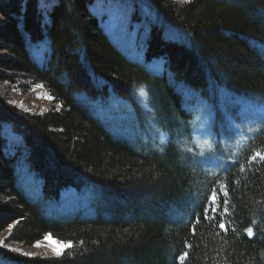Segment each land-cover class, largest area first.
I'll return each mask as SVG.
<instances>
[{"label": "trees", "instance_id": "obj_1", "mask_svg": "<svg viewBox=\"0 0 264 264\" xmlns=\"http://www.w3.org/2000/svg\"><path fill=\"white\" fill-rule=\"evenodd\" d=\"M95 1L0 0V232L12 224L11 242L68 244L56 257L0 251V264H264V126L207 172L183 97L216 110L220 92L264 104V0H122L164 20L147 42V62L163 60L157 74L113 43ZM18 79L59 109L7 104L1 86ZM127 109L166 144L123 131ZM70 189L85 207H64Z\"/></svg>", "mask_w": 264, "mask_h": 264}, {"label": "rangeland", "instance_id": "obj_2", "mask_svg": "<svg viewBox=\"0 0 264 264\" xmlns=\"http://www.w3.org/2000/svg\"><path fill=\"white\" fill-rule=\"evenodd\" d=\"M91 11L100 20L104 32L130 60L145 65L154 74L161 72L163 60L154 59L147 62L146 51L149 32L153 27H162L164 20L156 15L145 2L125 3L122 0H96L91 6ZM134 14L135 18H132ZM165 29H167L166 26H164ZM4 55L5 53L0 51V57ZM1 87L6 103L23 112L41 115L50 110L59 109V105L53 99L38 98L47 97L49 94L42 86L32 85L28 80L18 79L13 85L4 84ZM193 94L183 95L187 101H190L188 103L191 104L187 106V109L193 115V143L191 144L195 156L192 157L204 170L214 172V169L235 162L236 156L243 152L259 133L264 126V104L243 99L233 105L238 99H230L220 92L218 106L221 110H216L200 95L194 92ZM140 96L144 97L145 94H140ZM112 101L114 106L116 102ZM124 111L126 110H122L119 114V118L127 120L124 125H120L123 131L125 130L142 143H146L145 137L149 136L151 140H147L153 146L166 144V136L157 130L147 115L142 118L144 122L141 123L144 126L142 127L137 120H134L135 118L132 119L133 116L128 109V113ZM216 154L220 157L206 158V156L211 157L209 155L216 156ZM91 193L88 192V195ZM67 195L71 196L65 199L64 207L69 210L85 207L87 198L82 197V194L70 189L63 196ZM3 228L0 232L1 252H15L25 257H56L68 246L50 235L44 236L31 246H24L21 243L11 242L13 239L12 224H5Z\"/></svg>", "mask_w": 264, "mask_h": 264}, {"label": "snow or ice", "instance_id": "obj_3", "mask_svg": "<svg viewBox=\"0 0 264 264\" xmlns=\"http://www.w3.org/2000/svg\"><path fill=\"white\" fill-rule=\"evenodd\" d=\"M180 2L181 3H185V2H188V0H180ZM141 95H144L143 91H141ZM38 98H44V99H48V100H52L53 99V97H51L50 95L47 96V97H38ZM10 103H12V102L10 101Z\"/></svg>", "mask_w": 264, "mask_h": 264}]
</instances>
